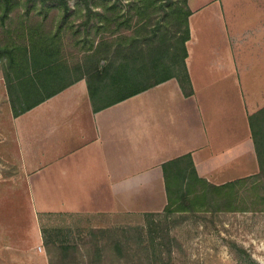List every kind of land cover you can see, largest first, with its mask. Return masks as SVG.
Returning a JSON list of instances; mask_svg holds the SVG:
<instances>
[{
    "label": "crops",
    "instance_id": "crops-1",
    "mask_svg": "<svg viewBox=\"0 0 264 264\" xmlns=\"http://www.w3.org/2000/svg\"><path fill=\"white\" fill-rule=\"evenodd\" d=\"M188 6L191 95L171 77L95 110L81 78L15 116L0 67V192L39 200L38 227L48 213L162 211L163 163L183 154L216 184L258 171L249 115L264 94V0ZM42 251L40 232L15 254Z\"/></svg>",
    "mask_w": 264,
    "mask_h": 264
},
{
    "label": "trees",
    "instance_id": "trees-1",
    "mask_svg": "<svg viewBox=\"0 0 264 264\" xmlns=\"http://www.w3.org/2000/svg\"><path fill=\"white\" fill-rule=\"evenodd\" d=\"M39 1L27 0L29 16L13 25L10 15L19 2L0 0L5 33L0 61L15 116L81 78L87 80L95 110L171 77L179 80L186 95L193 94L186 64L188 0H77L74 5L69 0ZM249 122L259 164L256 173L216 184L199 175L191 153L169 159L163 163L167 204L163 211L147 215L184 218L202 212L264 211V106L249 115ZM144 228L127 225L109 231L115 236L111 248L116 255L110 264L168 263L156 250V238L143 237ZM59 231L42 228L50 264L104 263L106 250L97 243L92 252L98 257L86 258L79 245L61 240Z\"/></svg>",
    "mask_w": 264,
    "mask_h": 264
},
{
    "label": "rangeland",
    "instance_id": "rangeland-1",
    "mask_svg": "<svg viewBox=\"0 0 264 264\" xmlns=\"http://www.w3.org/2000/svg\"><path fill=\"white\" fill-rule=\"evenodd\" d=\"M17 1L19 4L10 15L13 25L29 16L25 4L27 0ZM52 1L47 0L46 4ZM76 1L69 0V4L74 5ZM40 2L39 8L42 7ZM52 15L53 12H50L49 16ZM3 28L0 20V45L5 38ZM1 64L2 61L0 67ZM258 99L261 101L259 107L264 106V94ZM256 169H259L258 161ZM240 171L244 172V168ZM27 194L21 192L12 197L10 193L6 195L0 192V264H50L51 254L44 242L41 253L23 258V262L15 254V250L35 245L40 232L42 235L43 226L50 232L58 228L60 239L79 245L86 258L89 254L92 258L98 257L92 252L97 243L106 250L103 251V264H110L112 256L116 255L111 248L115 236L110 235L109 231L127 225L144 226L143 237L156 238L159 243L156 250L163 252L162 259L167 264H264V211L202 212L184 218L178 214L169 217L163 214L147 215L150 212L123 216L48 213L39 216L41 221L38 227L39 200L30 199ZM70 257H74V254L71 253Z\"/></svg>",
    "mask_w": 264,
    "mask_h": 264
},
{
    "label": "built area",
    "instance_id": "built-area-1",
    "mask_svg": "<svg viewBox=\"0 0 264 264\" xmlns=\"http://www.w3.org/2000/svg\"><path fill=\"white\" fill-rule=\"evenodd\" d=\"M40 249H41V247H40Z\"/></svg>",
    "mask_w": 264,
    "mask_h": 264
}]
</instances>
